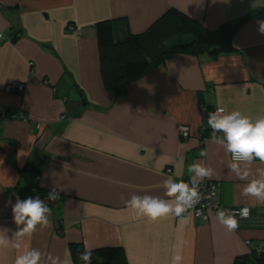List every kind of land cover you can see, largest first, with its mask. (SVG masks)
Segmentation results:
<instances>
[{
	"label": "crops",
	"instance_id": "crops-1",
	"mask_svg": "<svg viewBox=\"0 0 264 264\" xmlns=\"http://www.w3.org/2000/svg\"><path fill=\"white\" fill-rule=\"evenodd\" d=\"M170 8L216 30L256 15L264 0H0V229H9V246L18 242L9 199L38 195L51 208L48 227L0 248V264L33 248L41 264H76L74 243L118 246L120 264H171L178 251L181 264H230L264 252V204L241 194L264 179V164L242 163L247 175L238 179L207 124L217 107L264 116V16L247 19L225 51L175 53L121 94L105 84L96 23L109 20L114 36L126 38ZM195 163L213 169L204 181L218 184L220 209L250 207L236 231L212 214L152 220L126 206L133 195L163 198V180L190 181ZM52 189L56 201L47 200Z\"/></svg>",
	"mask_w": 264,
	"mask_h": 264
},
{
	"label": "clouds",
	"instance_id": "clouds-1",
	"mask_svg": "<svg viewBox=\"0 0 264 264\" xmlns=\"http://www.w3.org/2000/svg\"><path fill=\"white\" fill-rule=\"evenodd\" d=\"M258 31L264 35V22L258 21ZM5 37V36H4ZM207 124L212 130L211 142L222 143L228 153L231 154L232 161L229 165L230 172L236 174L240 180L246 179V173H242L240 165L242 163L251 164L259 161L264 164V116L252 118L242 114L240 111L226 112L223 107H217L214 112L208 113ZM216 133H222V139L217 138ZM201 155H206L202 152ZM190 182L174 181L171 178L163 180L165 196L133 195L126 206L136 210L137 217H148L155 220L160 217L168 216L170 213L175 217L187 220L186 213L201 201V194L198 191L199 184L196 177L202 182L210 179L214 172L210 167H205L200 163H195L189 167ZM246 197H254L257 202L264 204V179L248 182L241 193ZM15 195V194H13ZM59 194L55 189L48 193V201H56ZM15 204L11 199L6 202V206L12 209V219L15 223L16 231L13 237L18 238V242L9 246L10 237L7 236L9 229H0V248H18L19 240L31 237L39 228H46L50 225L51 208L38 195L29 196L21 199L15 195ZM237 214L219 210L216 212L217 220L229 232H234L239 228ZM240 219L250 217V209L243 207L238 213ZM23 225L21 228L20 226ZM42 253L33 248L16 256L14 264H41ZM52 264H62L59 257H50ZM80 259L84 264H91L92 250L86 248L80 254ZM183 256L180 251L176 252L171 258V264H181ZM66 264V262H64Z\"/></svg>",
	"mask_w": 264,
	"mask_h": 264
},
{
	"label": "trees",
	"instance_id": "trees-1",
	"mask_svg": "<svg viewBox=\"0 0 264 264\" xmlns=\"http://www.w3.org/2000/svg\"><path fill=\"white\" fill-rule=\"evenodd\" d=\"M237 22L222 24L216 30L206 28L176 8L154 21L145 31L126 38H116L109 20L96 23L101 48L102 71L108 89L121 94L127 84L147 71L158 67L178 52L201 53L225 51L232 46L235 33L250 17L264 16V9L255 11ZM81 243L72 245L76 264H84L80 254L85 251ZM91 264H120L122 249L118 246L91 248ZM230 264H264V252L252 250L238 255Z\"/></svg>",
	"mask_w": 264,
	"mask_h": 264
},
{
	"label": "built area",
	"instance_id": "built-area-1",
	"mask_svg": "<svg viewBox=\"0 0 264 264\" xmlns=\"http://www.w3.org/2000/svg\"><path fill=\"white\" fill-rule=\"evenodd\" d=\"M70 25L69 28L72 31H79V29L75 26ZM4 38V34L0 32V39ZM31 65L34 64L32 61L30 63ZM21 86V85H20ZM202 105L204 109H206V106ZM180 132L182 133L183 136H188L190 134V127L186 124H181L180 125ZM231 156V154H230ZM232 158V157H231ZM185 182H190V181H185ZM199 184L198 191L201 194V201L200 203L196 204L194 208L189 209L187 213L193 214L195 217H200L204 221H207L212 215H216V212L219 210L225 211L226 214L229 213H234L237 214L236 218L239 221V225L241 224L242 221L245 219H240L238 213L241 208L243 207H248V206H241V207H224L220 209V204H219V198H218V191L219 187L218 184L214 181H197ZM250 209V207H248ZM252 217V211L250 209V217Z\"/></svg>",
	"mask_w": 264,
	"mask_h": 264
},
{
	"label": "rangeland",
	"instance_id": "rangeland-1",
	"mask_svg": "<svg viewBox=\"0 0 264 264\" xmlns=\"http://www.w3.org/2000/svg\"><path fill=\"white\" fill-rule=\"evenodd\" d=\"M72 26H73V25H72ZM72 26H71V27H72Z\"/></svg>",
	"mask_w": 264,
	"mask_h": 264
}]
</instances>
